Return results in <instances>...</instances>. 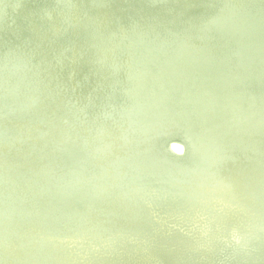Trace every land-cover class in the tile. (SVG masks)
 Wrapping results in <instances>:
<instances>
[{"label":"bare ground","instance_id":"6f19581e","mask_svg":"<svg viewBox=\"0 0 264 264\" xmlns=\"http://www.w3.org/2000/svg\"><path fill=\"white\" fill-rule=\"evenodd\" d=\"M145 248L264 264V0H0V264Z\"/></svg>","mask_w":264,"mask_h":264},{"label":"water","instance_id":"95a60500","mask_svg":"<svg viewBox=\"0 0 264 264\" xmlns=\"http://www.w3.org/2000/svg\"><path fill=\"white\" fill-rule=\"evenodd\" d=\"M168 152L171 155H176L179 157H185L188 154L187 146L182 141L173 140L170 142L168 146ZM82 195L83 192H81ZM194 220L191 222H188L184 228L178 230V233L183 237H189L194 239L198 238L199 233L201 232V225L204 223L203 216L196 214L194 217ZM60 242H63L62 244H65L64 239H60ZM139 258L137 260H134V264L141 261L145 264H165L160 256L153 253L150 249L145 248L144 250H141L139 254ZM138 257V256H137ZM135 257V258H137ZM134 258V259H135Z\"/></svg>","mask_w":264,"mask_h":264}]
</instances>
